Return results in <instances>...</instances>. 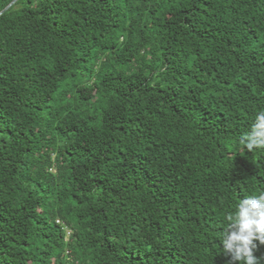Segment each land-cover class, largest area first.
Listing matches in <instances>:
<instances>
[{"label":"trees","instance_id":"trees-1","mask_svg":"<svg viewBox=\"0 0 264 264\" xmlns=\"http://www.w3.org/2000/svg\"><path fill=\"white\" fill-rule=\"evenodd\" d=\"M260 110L264 0H17L0 264H228L225 216L264 192Z\"/></svg>","mask_w":264,"mask_h":264},{"label":"clouds","instance_id":"clouds-1","mask_svg":"<svg viewBox=\"0 0 264 264\" xmlns=\"http://www.w3.org/2000/svg\"><path fill=\"white\" fill-rule=\"evenodd\" d=\"M242 142L248 151L264 148V110L257 112ZM225 220L227 227L219 243L223 254L230 257L228 264H259L253 249L256 241L264 244V192L241 199Z\"/></svg>","mask_w":264,"mask_h":264},{"label":"water","instance_id":"water-1","mask_svg":"<svg viewBox=\"0 0 264 264\" xmlns=\"http://www.w3.org/2000/svg\"><path fill=\"white\" fill-rule=\"evenodd\" d=\"M16 1L17 0H13L8 6H6V8L0 12V16L4 14L10 7H12L16 3Z\"/></svg>","mask_w":264,"mask_h":264},{"label":"bare ground","instance_id":"bare-ground-1","mask_svg":"<svg viewBox=\"0 0 264 264\" xmlns=\"http://www.w3.org/2000/svg\"><path fill=\"white\" fill-rule=\"evenodd\" d=\"M227 142V141H226ZM233 156V155H232ZM232 158V157H231ZM61 177V176H60ZM197 189V188H196ZM153 196V195H152ZM170 197V196H169ZM105 198V197H104ZM188 198V197H187ZM141 200V199H140ZM151 204V203H150ZM137 205V204H136ZM163 208V207H162ZM149 209V208H148ZM167 209V208H166ZM155 210V209H154ZM50 214V213H49ZM148 214V213H147ZM153 215V214H152ZM121 217V216H120ZM157 218V217H156ZM128 220V219H127ZM130 222V221H129ZM136 228V227H135ZM149 229V228H148ZM143 244V243H142Z\"/></svg>","mask_w":264,"mask_h":264}]
</instances>
